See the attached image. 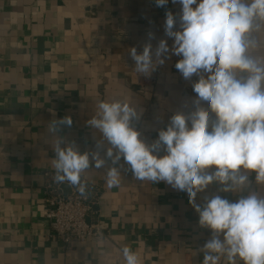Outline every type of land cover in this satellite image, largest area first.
Listing matches in <instances>:
<instances>
[{"label":"crops","instance_id":"0c3cea01","mask_svg":"<svg viewBox=\"0 0 264 264\" xmlns=\"http://www.w3.org/2000/svg\"><path fill=\"white\" fill-rule=\"evenodd\" d=\"M180 6L172 0L163 7L155 0H0V264H125L124 245L142 264H202L200 249L211 230L200 227L187 192L135 179L123 158L116 165H123L119 187L108 188L106 169L94 164L82 174L97 196L91 219L101 225V238L65 244L45 216L44 173L54 171L57 138L49 122L70 116L71 127L57 135L83 153L96 151L102 139L87 125L100 101L135 106L140 119L133 126L148 144L175 113L192 110L198 77H182L175 68L180 57L171 55L145 76L130 56L132 47L141 54L146 43L155 50L161 39L171 49L165 13L179 14ZM149 32L155 39L149 41ZM250 180L264 195L254 173ZM219 188L210 185L196 202ZM218 194L231 202L246 195ZM220 264H227L223 257Z\"/></svg>","mask_w":264,"mask_h":264},{"label":"clouds","instance_id":"9594fccd","mask_svg":"<svg viewBox=\"0 0 264 264\" xmlns=\"http://www.w3.org/2000/svg\"><path fill=\"white\" fill-rule=\"evenodd\" d=\"M169 0H155L163 7ZM179 14L165 13V39L155 50L150 42L141 54L130 49L135 71L149 76L171 55L180 57L175 68L192 84V110L177 112L151 144L133 126L140 112L126 100L100 101L87 120L99 132L96 151L81 153L74 142L57 135L71 127L70 116L49 122L54 145V182L73 187L85 199L88 184L82 174L94 164L105 168L108 188L119 187L123 158L135 179L185 191L199 215L200 227L211 237L200 249L202 264H264V195L253 190L264 185V0H172ZM149 41L155 35L148 33ZM207 103V107L203 103ZM214 114V115H210ZM106 147L105 156L100 152ZM163 153V154H161ZM112 166H108V161ZM219 184L217 194L196 202L198 193ZM219 192L246 193L231 202ZM222 237V238H221ZM120 252L125 264H142L129 245Z\"/></svg>","mask_w":264,"mask_h":264},{"label":"built area","instance_id":"2783aa9c","mask_svg":"<svg viewBox=\"0 0 264 264\" xmlns=\"http://www.w3.org/2000/svg\"><path fill=\"white\" fill-rule=\"evenodd\" d=\"M44 175L45 216L54 237L68 245L74 241L85 242L101 238V225L91 219L97 198L92 194L91 187L88 186L87 199L75 188L69 194H64L61 185L54 182V171L48 170Z\"/></svg>","mask_w":264,"mask_h":264},{"label":"water","instance_id":"95a60500","mask_svg":"<svg viewBox=\"0 0 264 264\" xmlns=\"http://www.w3.org/2000/svg\"><path fill=\"white\" fill-rule=\"evenodd\" d=\"M61 188H62L64 194H69L73 187H69L67 184H61Z\"/></svg>","mask_w":264,"mask_h":264}]
</instances>
